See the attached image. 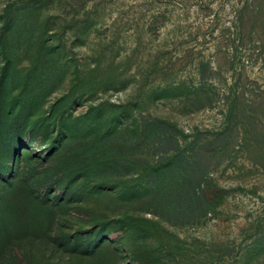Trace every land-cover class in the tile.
Masks as SVG:
<instances>
[{
	"label": "rangeland",
	"instance_id": "rangeland-1",
	"mask_svg": "<svg viewBox=\"0 0 264 264\" xmlns=\"http://www.w3.org/2000/svg\"><path fill=\"white\" fill-rule=\"evenodd\" d=\"M0 264H264V0H0Z\"/></svg>",
	"mask_w": 264,
	"mask_h": 264
}]
</instances>
